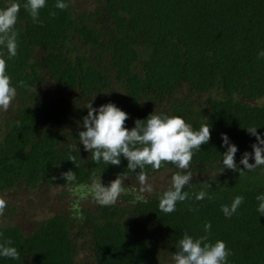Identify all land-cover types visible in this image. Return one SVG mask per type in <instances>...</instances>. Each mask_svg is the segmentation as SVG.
I'll use <instances>...</instances> for the list:
<instances>
[{"label":"trees","instance_id":"1","mask_svg":"<svg viewBox=\"0 0 264 264\" xmlns=\"http://www.w3.org/2000/svg\"><path fill=\"white\" fill-rule=\"evenodd\" d=\"M39 20L19 9L17 54L6 64L17 90L0 111V195L11 198L0 214V242L9 240L19 255L0 257V264H172L176 240L185 231L205 235L204 221L211 225L207 239H221L231 250L230 264H264V214L254 199L264 192V166L239 173L219 163L226 147L221 132L237 145L240 169L242 152L255 142L244 127L264 132V102H258L264 57H257L264 48V0H69L65 9L46 0ZM89 101L93 108L115 103L128 113L127 127L152 111L165 112L193 128L208 123L210 136L186 170L171 162L145 165L142 185L123 156L118 165L96 163L79 142ZM68 144L75 146V164ZM69 168L75 180L66 184L60 173ZM168 171L190 172L182 190L192 198L163 213L156 193L170 181L151 192L144 188ZM119 173L125 191L114 204L89 197L79 201V216L72 202L31 227L8 221L27 211L16 194L43 187L71 196L76 184L99 178L107 184ZM204 184L211 198L196 200ZM137 194L144 199L135 200ZM237 194L242 203L224 216L220 206Z\"/></svg>","mask_w":264,"mask_h":264},{"label":"clouds","instance_id":"2","mask_svg":"<svg viewBox=\"0 0 264 264\" xmlns=\"http://www.w3.org/2000/svg\"><path fill=\"white\" fill-rule=\"evenodd\" d=\"M46 4V0H2L0 3V111L8 109L10 102L16 96V85L11 83V77L6 71L9 59L17 54V31L14 27L17 13L21 7L25 9L33 23H40L39 12ZM69 0H54V7L65 9ZM50 15L54 13L50 12ZM257 57H264V48L257 50ZM23 84L22 81L17 82ZM87 113L81 118L82 128L78 131V140L83 148L91 153V160L103 162L105 165H118L121 156L126 159V169L136 174L138 181L145 182V165L152 169H159L162 162H171L178 170H186L192 159L193 151L200 149L202 143L209 139V124L202 123L198 128H193L189 122L179 115L165 112H150L144 118H135L133 126L127 127L124 122L128 113L115 103L108 101L93 106L90 101L85 106ZM245 131L255 137L251 143V152L244 150L238 163L243 165L240 169L234 162L237 145L233 143L227 133L221 132V144L226 145L220 153L219 163L223 167L235 169L239 173L251 170L257 166H264V132H257V126L252 124L244 127ZM68 160L75 164V157L71 150L75 147L68 144ZM249 156L252 161L249 162ZM138 169V170H137ZM66 184L75 180V172L69 168L60 173ZM191 174L188 171L173 172L169 185L161 192L156 193L157 208L163 213L174 211L177 201L191 199L190 194L182 190L190 184ZM148 192L152 191L151 185H146ZM209 184H204L195 192L194 198L201 200L206 196L205 191ZM71 193L76 197L71 209L80 215L79 201L91 198L99 205H111L117 197L125 191L121 182L120 173L107 184L101 179H92L89 183H80L71 187ZM142 194H137L135 200H143ZM254 199L257 201L256 211L264 214V192H259ZM243 196L235 195L230 203L222 204L220 210L228 217L236 211L242 203ZM5 200L0 198V214L5 209ZM211 225L204 221L205 235L192 236L183 232L176 240V250L172 252V264H230L228 257L231 250L225 247L221 239L209 241L207 232ZM19 255L17 248L9 240L0 242V257L15 259Z\"/></svg>","mask_w":264,"mask_h":264},{"label":"rangeland","instance_id":"3","mask_svg":"<svg viewBox=\"0 0 264 264\" xmlns=\"http://www.w3.org/2000/svg\"><path fill=\"white\" fill-rule=\"evenodd\" d=\"M258 102L262 103L264 102V99L258 100ZM170 178L169 171L166 173H159L154 175L152 180L148 183L149 185L151 184V188H153V186L161 187L163 184L169 182ZM144 189H146V187ZM61 191L62 189L58 188L41 187L32 192L16 194L17 199L20 200V203L24 204L27 211L21 210L16 216L8 219V221L22 226L31 227L36 219H39L42 216H50L55 212H58L60 208L70 206L73 200H75V196L73 194L71 196L62 195ZM0 198H3L6 203L11 199L8 193L0 195Z\"/></svg>","mask_w":264,"mask_h":264}]
</instances>
